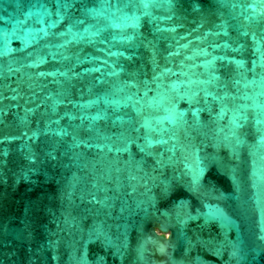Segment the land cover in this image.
Segmentation results:
<instances>
[{"label": "water", "instance_id": "obj_1", "mask_svg": "<svg viewBox=\"0 0 264 264\" xmlns=\"http://www.w3.org/2000/svg\"><path fill=\"white\" fill-rule=\"evenodd\" d=\"M0 264H264V0H0Z\"/></svg>", "mask_w": 264, "mask_h": 264}]
</instances>
